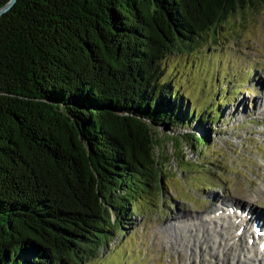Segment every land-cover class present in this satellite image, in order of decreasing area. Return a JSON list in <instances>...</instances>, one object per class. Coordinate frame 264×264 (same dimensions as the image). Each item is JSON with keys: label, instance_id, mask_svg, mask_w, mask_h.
<instances>
[{"label": "trees", "instance_id": "16d2710c", "mask_svg": "<svg viewBox=\"0 0 264 264\" xmlns=\"http://www.w3.org/2000/svg\"><path fill=\"white\" fill-rule=\"evenodd\" d=\"M262 2L16 0L1 13L0 264H79L123 232L137 197L161 189L162 137L179 146L168 132L210 110L189 108L161 60Z\"/></svg>", "mask_w": 264, "mask_h": 264}, {"label": "rangeland", "instance_id": "374dc122", "mask_svg": "<svg viewBox=\"0 0 264 264\" xmlns=\"http://www.w3.org/2000/svg\"><path fill=\"white\" fill-rule=\"evenodd\" d=\"M160 65L189 108L201 115L210 109L203 123L194 118L168 134L186 139L193 131L206 143L191 147L182 139L175 146L162 137L156 150L161 189L152 199L140 194L139 212L123 232L79 264H237L227 249L229 232L203 215L222 201L264 212V195L256 193L264 192V2L229 16L212 38L169 53Z\"/></svg>", "mask_w": 264, "mask_h": 264}, {"label": "bare ground", "instance_id": "6f19581e", "mask_svg": "<svg viewBox=\"0 0 264 264\" xmlns=\"http://www.w3.org/2000/svg\"><path fill=\"white\" fill-rule=\"evenodd\" d=\"M257 195H264V192L261 190L256 191ZM219 205V204H218ZM242 207V206H241ZM247 209V210H246ZM221 215V216H220ZM204 222L210 225H215V228H219L218 231L226 232L228 235L230 234L231 238L228 239L231 243L228 242V251H230L229 255H233V262L246 264H264V250H261L259 247V241L263 240L264 237L258 236L255 232L250 231L247 227L248 223L252 220H256L260 225L264 224V212L261 210L256 211V208L253 206L240 208V205L235 204L234 202H220V208H217L215 211H211L205 215ZM182 218V216H181ZM183 222L185 218L183 217ZM200 218L196 220H199ZM227 222V226L219 225L217 227L218 220ZM195 220V221H196ZM183 224V223H182ZM215 228H213V233L215 232ZM230 233L229 230H232ZM240 229V233L237 234V230ZM219 234L222 236V234ZM224 237V236H223ZM210 239V238H207ZM206 239V241H207ZM205 240V239H204ZM227 240V241H228ZM223 241V240H222ZM245 252V255L243 253ZM224 254V253H223ZM237 255V256H236ZM228 261V260H227ZM245 261V262H244ZM237 263V264H238Z\"/></svg>", "mask_w": 264, "mask_h": 264}, {"label": "water", "instance_id": "95a60500", "mask_svg": "<svg viewBox=\"0 0 264 264\" xmlns=\"http://www.w3.org/2000/svg\"><path fill=\"white\" fill-rule=\"evenodd\" d=\"M16 0H7L2 6H0V14L9 9Z\"/></svg>", "mask_w": 264, "mask_h": 264}]
</instances>
